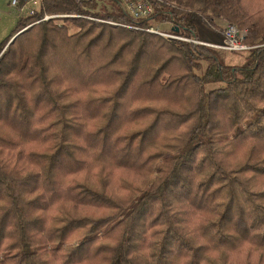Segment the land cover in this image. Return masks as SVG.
Returning a JSON list of instances; mask_svg holds the SVG:
<instances>
[{
  "label": "trees",
  "instance_id": "obj_1",
  "mask_svg": "<svg viewBox=\"0 0 264 264\" xmlns=\"http://www.w3.org/2000/svg\"><path fill=\"white\" fill-rule=\"evenodd\" d=\"M109 1L44 0L0 44V264H251L232 254L264 250V0H152L142 25L208 44ZM226 24L241 62L209 45ZM108 165L143 184L86 179Z\"/></svg>",
  "mask_w": 264,
  "mask_h": 264
},
{
  "label": "rangeland",
  "instance_id": "obj_2",
  "mask_svg": "<svg viewBox=\"0 0 264 264\" xmlns=\"http://www.w3.org/2000/svg\"><path fill=\"white\" fill-rule=\"evenodd\" d=\"M10 1L11 0H0V44L13 33V30L15 29V27L17 25L18 19L20 17H23V16L28 14L25 11L21 12V11L16 10L12 6H10ZM108 2H110V1L109 0H99L98 1V3L102 6H105L106 3H108ZM259 20L264 25V11L260 14ZM170 25L171 24L167 23V22L162 24L163 27H170ZM227 25L228 24H226V27H227ZM239 29H242V28L239 27ZM242 30L247 31V29H242ZM245 33H246V36L244 39V43L249 46L250 44H248V42L246 40L248 32H245ZM245 51L246 50H242V51L237 52L238 59H236V62L242 61L243 55L245 53H247V51L246 52ZM109 167H110V165L103 166V167H97L92 171H90V170L85 171V173H86L85 177H86V179H88V181H93L97 177L96 174L102 173V175L107 180L110 189L114 190L115 192L122 193V194L127 193L129 191V189L131 188V187H129L130 186L129 183H131L130 180L134 181L133 183L136 186L143 184V182H142L143 177L138 175V173H136V172H132L131 169L115 167L113 171L112 170L110 171L108 169ZM100 169H102V170L106 169V171L99 172ZM85 173H83V175ZM150 178H151V176H150ZM136 186H133V187H136ZM94 210H95L94 208L90 209V212L94 211ZM81 211H85V210L81 209ZM232 258L237 262H241V261L246 260V261H249L251 264H256V263L264 264V250L261 251L259 249H255V248H252L249 246H245L243 249L240 248V250L239 249L236 250L232 254Z\"/></svg>",
  "mask_w": 264,
  "mask_h": 264
},
{
  "label": "built area",
  "instance_id": "obj_3",
  "mask_svg": "<svg viewBox=\"0 0 264 264\" xmlns=\"http://www.w3.org/2000/svg\"><path fill=\"white\" fill-rule=\"evenodd\" d=\"M44 0H11L10 6L15 8L18 11H25L28 14L35 13V10L39 7ZM85 2L90 1H99V0H82ZM119 2L120 7L127 12L134 20V23L129 25L136 29H146L150 32L157 33L167 38H173L183 41H189L196 44H208L206 42L199 41L194 37H186L180 35L178 33L164 30L161 25H151L145 26L142 25V21L148 17H151L155 14V6L152 0H116ZM71 16H79L78 14H50L45 13L43 18L39 21L49 20L52 18H60V17H71ZM93 18V17H90ZM37 21V22H39ZM246 30L239 29L236 24H229L225 29V39L222 44H209L214 47L228 50V51H242L247 50L250 47L244 43V39L246 36Z\"/></svg>",
  "mask_w": 264,
  "mask_h": 264
},
{
  "label": "water",
  "instance_id": "obj_4",
  "mask_svg": "<svg viewBox=\"0 0 264 264\" xmlns=\"http://www.w3.org/2000/svg\"><path fill=\"white\" fill-rule=\"evenodd\" d=\"M16 36V35H15ZM15 36L13 37V39L15 38ZM11 42V41H10Z\"/></svg>",
  "mask_w": 264,
  "mask_h": 264
}]
</instances>
